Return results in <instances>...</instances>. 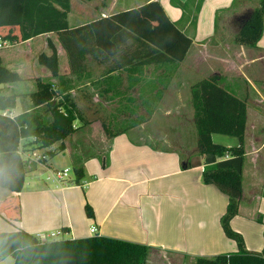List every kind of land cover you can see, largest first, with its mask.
Masks as SVG:
<instances>
[{
  "label": "crops",
  "instance_id": "crops-1",
  "mask_svg": "<svg viewBox=\"0 0 264 264\" xmlns=\"http://www.w3.org/2000/svg\"><path fill=\"white\" fill-rule=\"evenodd\" d=\"M130 2L131 6H128L129 2L125 0L118 12L110 13L108 16L136 9L152 2H159L171 22L192 40V47L182 63L165 65L167 68L161 66L142 69L139 76L129 77L125 73L110 75L121 77L120 82L117 81L118 83L116 82L113 88L123 87L121 82L125 80L128 92L138 87L144 95L162 96L175 80H178L179 88L184 89L185 84L181 79L195 74L193 65L198 70L202 66L211 68L210 75L219 77L224 88L228 89V85L233 81L230 88L235 94L240 96L243 93L242 89H247L254 95L253 122H250L249 108L247 111L243 160L229 156L221 160L213 159L212 156H201L197 151L196 136L191 150L183 151L177 148L165 151L146 143L143 138L139 141L134 140L126 132L109 139L107 154H104L101 149L88 157H81L78 153L80 158L76 160V165L83 167L84 175L86 174L89 179L84 187L73 185L71 181H74V178H70V181L59 186L55 184L53 188L40 183L29 184L27 190L18 194L19 219L9 221L11 231L0 233L22 230L36 238L41 234H56L57 236L50 239L49 243L93 237L111 238L152 249L148 264H195L198 258H206V255H202L204 248L200 246L201 244L195 245L194 238L189 236L183 227H179V224L190 225L186 211L191 209L193 202H196L195 197L198 192L205 197H213V189H217L213 185L203 183V171L206 166L217 165L219 167V164L224 163L240 171L243 180L248 177L249 185L246 193L245 182H243L241 204L245 206V211L250 212L247 218L256 221L261 219L264 224L260 213V202L264 200V33L256 47L240 46L235 44L234 40L221 37V21L226 15L238 16L254 7V4L246 0H204L199 12H195L196 2H191V0H142L145 3L140 5L132 3V0ZM180 4L187 5L185 15L178 7ZM110 11L112 12L111 7ZM193 16L196 19L194 27H192ZM52 35L38 37L46 39V50L43 49L45 50L42 51L43 54L50 53L47 39H52ZM36 39L23 44L33 43ZM52 43L57 50L59 62L63 59L65 64L64 72H59L58 82L52 80L50 72L44 78H24L21 71L12 65L11 55L8 52L0 53L2 64L8 70L18 73L21 81H29L30 84L38 80H49L57 85V90L72 89L70 92L74 94L77 89L69 85L64 86L63 80H90L92 84L97 85L94 88L98 90V93L112 96L111 87L107 88L102 84L106 66L94 64L91 66V75L79 77L80 79L70 76L71 71L65 50L60 43L56 44L55 41ZM20 45L10 48L13 49ZM36 59H38L37 54ZM214 66L221 67L224 72L213 71ZM135 78L139 79V84L131 88L129 81ZM17 84L0 86V89L3 92L6 91V95H12ZM35 85L34 83L32 86L37 89ZM18 95L22 96V94ZM93 107L97 110L99 106ZM142 108L148 110L143 102ZM19 110H21L20 104H17L12 111L20 115L25 109L21 112ZM250 127L254 130L252 142L248 140ZM105 140L107 141L108 138ZM66 142L64 152L67 151ZM223 146L230 148L235 147L236 144L229 141ZM19 152L20 146L17 153L20 154ZM1 158L2 154H0V161ZM184 162L186 164L189 162L192 168L183 170ZM22 163L24 165V162ZM36 167L29 168L25 177L31 176L29 172L36 170ZM13 196H15L14 191L0 187V204L6 203ZM198 203L203 210L209 209L205 200L198 201ZM86 205L93 210L94 217L91 219L87 217L86 212L84 215L83 209ZM227 205L228 198L226 208ZM172 212L176 213L175 218H171ZM5 214L0 215L6 218ZM221 218L222 216L219 221ZM92 228L96 229L95 234H91ZM263 249L264 244L262 250L257 253H261Z\"/></svg>",
  "mask_w": 264,
  "mask_h": 264
},
{
  "label": "trees",
  "instance_id": "trees-1",
  "mask_svg": "<svg viewBox=\"0 0 264 264\" xmlns=\"http://www.w3.org/2000/svg\"><path fill=\"white\" fill-rule=\"evenodd\" d=\"M246 1L254 7L233 17L232 24L237 28L233 40L240 46L256 47L264 33V0ZM191 2H196L195 12H199L204 0ZM178 7L184 15L187 13V5ZM70 11L71 0H0V38L15 46L40 36L55 35L67 54L71 75L90 76L91 66L104 65L106 77L102 84L111 87L114 96L119 94L113 85L120 82L121 77L110 75L125 73L133 77L139 76L142 69L182 63L192 47V40L171 22L159 2L76 27L69 24ZM195 23L193 16L192 27ZM48 47L50 55L40 54L38 64L48 69L52 80H57L60 78L58 53L51 40ZM20 82L19 74L4 67L0 58V86ZM129 83L133 88L139 84V79H131ZM221 85L219 77L211 76L191 87L197 151L201 156L220 159L229 156L243 160L247 101ZM17 99L16 95H3L0 89V111L14 110ZM31 102L33 105L14 122L4 117L0 119V187L15 192V196L0 204V214L6 213L8 221L19 219L18 194L27 173L17 153L20 140L34 138L44 149L59 144L58 152L62 153L65 141L79 131L75 123L82 119L69 95L57 90L52 81L38 80ZM42 112H49L52 120L44 118ZM102 128L108 140L126 133H111L104 122ZM214 135L235 138L238 145L228 148L216 144ZM56 153L49 151L48 155L53 157ZM182 167L183 170L192 168L189 162H184ZM83 177V167L75 168L72 184L81 186ZM203 183L215 186L228 198L226 213L220 223L226 237L236 241L238 252L214 259L198 258L195 264H264V249L261 253L246 251L242 237L230 227L243 200L242 173L232 166H206ZM85 212L88 218L94 217L89 205ZM258 221L263 223L261 219ZM151 254L152 249L147 246L104 237L41 244L36 237L22 230L0 233V262L12 257L14 264H148Z\"/></svg>",
  "mask_w": 264,
  "mask_h": 264
},
{
  "label": "rangeland",
  "instance_id": "rangeland-1",
  "mask_svg": "<svg viewBox=\"0 0 264 264\" xmlns=\"http://www.w3.org/2000/svg\"><path fill=\"white\" fill-rule=\"evenodd\" d=\"M124 1L125 0H71L70 17L68 16L69 24L76 27L91 24L95 20L102 18V15L109 17L108 14L120 10V6ZM127 1L129 2L128 6H131L130 0ZM132 3L140 5L145 2H142V0H132ZM114 6H116L115 9H113ZM110 7L112 8V12L110 11ZM232 17L231 14L226 15L221 21V37L223 36L222 38H227V40H233L237 32V28L232 24ZM51 38L52 39H47V45L49 40L59 44L55 35H52ZM217 39L219 41V36ZM11 46L13 45L11 44ZM11 48L9 47L0 53L8 52L11 55L12 65L16 66V68L21 71L24 78H44L49 75L48 69L40 66L37 62L38 59L35 60L36 54L39 56L43 54L42 51L46 50V39L37 38L33 43L22 44L16 48ZM50 53L45 52L44 54L50 55ZM59 68V72L63 73L65 70L63 59H60ZM164 68H167V66ZM193 68L195 70L193 76H185L182 79L179 78L185 84L184 89H180L178 80H175L169 88L167 87V91L162 96H157V94L144 95L140 92L138 87L128 92L125 87V80L121 82V84L123 83V87L117 89L119 95L116 94V96H114L112 94L111 97L107 94L102 95L98 93V90L94 88L95 84H92L90 80H63L64 86L69 85V87L71 86V88L75 87L77 89L74 94L70 92L72 89L66 90L62 88L61 90L69 95L70 101L77 107L79 115L82 117L81 120L75 123V127H77L79 131L66 140L67 151L62 153L58 152L59 144H56L50 149H44L40 148V145L34 138L20 140V151H23L22 155L25 154L24 156L18 154L22 162H25L24 159L27 158L26 154L29 153L31 155L36 152V154L40 156H47V159L43 161L45 164L38 166L35 164L30 165V163L28 165L24 164L26 171L29 170V168L37 167L33 172H29L31 176L24 177L22 191L27 190L28 185L33 182L34 184H45L53 188L55 184L51 182V178L56 171L61 172L65 169H69L70 178H74L75 168L78 167L76 165V160L79 157L78 153L81 154V157H88L101 149L104 151V154H107L110 140H105V138L107 139L108 137L102 128L103 122L110 128L111 133L125 131L134 140L139 141L143 138L146 143L165 151L177 148L183 151L191 150L194 146L193 140L195 136L197 139V133L195 135L196 128L194 125V111L191 103L190 88L194 84L211 77L210 73L212 72L211 68H204V66L199 70L195 68V65H193ZM213 71L224 72L219 66H214ZM56 82H58V79ZM34 83L36 87L37 82L34 81ZM34 83L32 82V84H30L29 81H21L14 87L12 95H16L19 98L16 102V106L20 104L21 110H19V112H21L22 109H25V112L26 109L33 105L31 102V94L35 93L34 91L37 90L32 86ZM228 83L230 84V82ZM233 83L232 81L227 87V91L230 93H234L230 88ZM89 84L91 85L89 86ZM221 86L224 87V84ZM242 91L243 93L240 96L235 93L234 95L239 99H246L249 108L250 122H253V111L255 108L252 101L255 100L254 95L247 89H242ZM5 92L6 91L3 92L2 90L3 95L10 96L6 95ZM18 94H22V96ZM57 100L59 101V99ZM142 102L147 106V111H149V113L142 108ZM23 106H25V108ZM93 106H99L97 109L98 111ZM10 112L15 115V119L19 116L12 110ZM3 113H5V111H0V119ZM42 113L44 118H47L49 121L52 120L49 112L46 114L44 112ZM15 119L12 120V122H14ZM253 134L254 130L250 127L248 135V140L250 142H252ZM214 136V143L216 144L225 145L230 141L236 144V146L238 145V141L235 138L220 135ZM49 150L57 153L55 156L50 157L48 155ZM212 158L214 159L217 157L212 156ZM217 159L221 160L220 158ZM234 163L236 164L237 162ZM219 167L225 168L228 166L223 163L219 164ZM90 168L92 169V167ZM86 182H89V179L85 174L80 182L81 186L84 187ZM243 182H245L244 190L246 193L249 185L248 177L246 180L244 178ZM213 190V197H205L202 193L198 192L195 197V199H197L196 202H193L191 204V209L186 211L190 225L186 226L184 223L179 224V227H183L187 234L194 238L193 242L195 245L201 244L200 246L204 248L202 252V255H206V258L203 257L204 259H214L218 256L232 255L238 252L236 241L226 237L219 221L220 217L224 216L226 213L227 198L217 189ZM203 200H205L209 209L203 210L201 208L198 201ZM239 207L240 210H238V215L231 220L230 227L232 231L242 237L246 251L250 253L260 252L264 244V224L254 219L247 218L246 216L249 215L250 212L245 211L246 208L243 204ZM83 212L85 215V208ZM260 213L264 220V200L260 202ZM175 214V212H172L171 218H175ZM4 231H11V223L0 215V232ZM0 264H13V258L10 257L7 260L1 261Z\"/></svg>",
  "mask_w": 264,
  "mask_h": 264
},
{
  "label": "built area",
  "instance_id": "built-area-1",
  "mask_svg": "<svg viewBox=\"0 0 264 264\" xmlns=\"http://www.w3.org/2000/svg\"><path fill=\"white\" fill-rule=\"evenodd\" d=\"M9 47H12L11 44L8 42V41H5L3 40L2 38H0V52L9 48ZM2 117L6 118V119H9V120H14L15 119V115L13 113H11L10 111H5V113H3ZM51 151V150H49ZM22 152L23 151H20V155H22ZM25 154H23L22 156H24ZM27 155V158L24 159L25 162L24 164L25 165H28L30 163V165H41V164H45L43 163V161H45L47 159V156L44 155V156H40L38 154L35 153H32L30 155L29 154H26ZM30 155V156H29ZM50 180V179H49ZM70 181V170L69 169H65L61 172H58L56 171V173H54L52 175V178H51V182L56 184L57 186L61 185L62 183L64 182H68ZM91 234H95L96 233V229L95 228H92L91 229ZM57 235L56 234H50V235H46V234H41L37 237V240L38 242H40L41 244H46V243H49V240L50 239H53L55 238Z\"/></svg>",
  "mask_w": 264,
  "mask_h": 264
}]
</instances>
